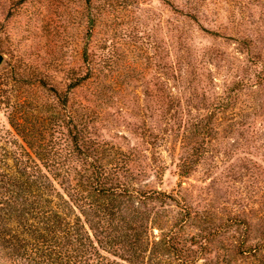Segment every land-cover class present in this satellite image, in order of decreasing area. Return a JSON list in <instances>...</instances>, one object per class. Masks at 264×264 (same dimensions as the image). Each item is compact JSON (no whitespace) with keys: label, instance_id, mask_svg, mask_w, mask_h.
I'll list each match as a JSON object with an SVG mask.
<instances>
[{"label":"rangeland","instance_id":"374dc122","mask_svg":"<svg viewBox=\"0 0 264 264\" xmlns=\"http://www.w3.org/2000/svg\"><path fill=\"white\" fill-rule=\"evenodd\" d=\"M108 1L92 31L84 0H0V67L20 57L63 91L86 45L98 59L109 51L101 98L84 86L71 98L92 100L99 140L140 159L133 184L263 231L264 0ZM240 80L232 105L219 109ZM196 123L216 133L198 134ZM182 156L191 160L184 174Z\"/></svg>","mask_w":264,"mask_h":264},{"label":"trees","instance_id":"16d2710c","mask_svg":"<svg viewBox=\"0 0 264 264\" xmlns=\"http://www.w3.org/2000/svg\"><path fill=\"white\" fill-rule=\"evenodd\" d=\"M84 1L94 8V31L110 2ZM82 61L65 70L72 82L63 91L20 57L0 67V264H264V225L221 219L133 184L140 159L99 140L92 100L71 98L83 86L101 98L112 53L98 59L86 45ZM246 82L219 97V109L227 111ZM195 129L216 133L211 123ZM188 158L179 159L182 174ZM224 241L230 245L219 250Z\"/></svg>","mask_w":264,"mask_h":264},{"label":"water","instance_id":"95a60500","mask_svg":"<svg viewBox=\"0 0 264 264\" xmlns=\"http://www.w3.org/2000/svg\"><path fill=\"white\" fill-rule=\"evenodd\" d=\"M3 60H4V55L0 53V65L2 64Z\"/></svg>","mask_w":264,"mask_h":264}]
</instances>
